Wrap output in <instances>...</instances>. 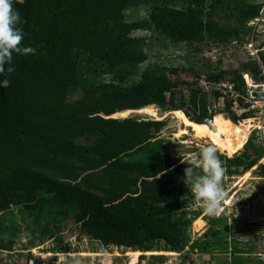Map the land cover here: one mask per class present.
Segmentation results:
<instances>
[{"label": "trees", "instance_id": "16d2710c", "mask_svg": "<svg viewBox=\"0 0 264 264\" xmlns=\"http://www.w3.org/2000/svg\"><path fill=\"white\" fill-rule=\"evenodd\" d=\"M142 4L149 5L147 17L128 20L125 11ZM14 7L23 19L22 44L35 53H14L10 84L0 88V250L12 251L16 236L2 214L18 207L47 223L42 236L60 238L71 224L104 247L147 252L162 244L164 250L181 252L190 241L193 220L188 202L194 194L184 183L189 159L166 149L160 136L166 120L111 116L129 111L156 115L151 108L156 106L172 111L198 137L219 133L216 122H225L230 129L226 136L239 142L227 154L243 147L232 157L219 155L233 173L258 164L264 143L252 132L243 144L246 133L224 116L216 118L214 129L192 122L194 116L207 117L210 107L214 116L220 113L213 100H224L231 116V93L247 108L242 71L216 66L202 76L192 66L159 63L141 69L148 59L146 38L133 31H155L174 45L220 47L238 40L240 31L220 24L215 15L228 11L245 25L259 16L262 4L15 0ZM244 71L253 72L248 73L252 81L264 79V52L244 63ZM73 91L81 95L72 100ZM254 111L247 110L240 119L251 118ZM257 173L264 177V160ZM153 258L162 262V256ZM244 263L250 261L240 255L229 262ZM26 264L40 263L28 254Z\"/></svg>", "mask_w": 264, "mask_h": 264}, {"label": "rangeland", "instance_id": "374dc122", "mask_svg": "<svg viewBox=\"0 0 264 264\" xmlns=\"http://www.w3.org/2000/svg\"><path fill=\"white\" fill-rule=\"evenodd\" d=\"M245 1L262 4L257 19L245 25L238 23L228 11H221L215 15L220 24L238 26L240 31L238 40L220 47H211L210 43L174 45L155 31L147 29L133 31L134 36L146 38L145 51L148 59L141 64V69L148 64L159 63L167 66H192L202 76L216 66L229 71L249 73L250 71H244V63L256 60L253 58L256 50L257 53L264 52V0ZM148 12L147 4L132 6L125 11L128 20L146 18ZM259 77H255L254 84L264 89V79ZM105 79L109 80L110 77L105 76ZM80 95L79 91H73L70 99H77ZM236 98H233L234 103L230 105L231 115L236 121L229 119L224 100L220 99L217 102L212 101L213 109L220 111L214 116L212 124L217 117L224 116L246 133L243 144L252 132L255 139L264 143V104L261 108L256 106L251 119H240L246 110L239 102H235ZM151 108L156 110V115L143 111H129L124 116L114 117L134 116L166 120L167 124L160 135L166 149L174 154L184 155L187 159L207 143L215 145L218 155L226 157H232L243 149L240 147L241 149H237L236 152L227 154L233 151L239 142L226 136L230 129L225 122H216L215 129H218L219 133L211 132L208 137H198L192 128L186 126L172 111H161L156 106ZM220 159L226 170L223 186L227 192L220 213L211 217L206 215L201 203L195 197H191L188 202V210L193 217L190 241L181 252L164 250L162 244L147 252L113 245L104 247L98 241L81 234L78 228L71 224L65 226L59 233L60 238L56 235L42 236L41 228L47 223L15 207L2 214L5 222L16 228L14 229L16 236L12 251L0 250V264H26L28 254L33 255L34 260L40 264H225L224 261L229 264L231 258L236 255L249 260L248 264H256L258 260L264 263V177L257 173V165L264 160V155L259 163L250 169L242 171L239 168V173L229 172L225 159ZM231 169L234 171L235 168ZM197 212L198 215L195 216L194 213ZM192 243H196V246L191 247ZM140 255H145V258L141 259ZM153 256H162V262Z\"/></svg>", "mask_w": 264, "mask_h": 264}, {"label": "clouds", "instance_id": "9594fccd", "mask_svg": "<svg viewBox=\"0 0 264 264\" xmlns=\"http://www.w3.org/2000/svg\"><path fill=\"white\" fill-rule=\"evenodd\" d=\"M14 3L15 0H0V77H3L0 88H7L10 84L7 76L15 70L12 63L14 53L24 56L35 53L34 48L22 44L23 19ZM189 161L184 169V183L191 188L206 215H219L227 192L223 186L226 170L217 147L211 143L203 144L199 151L191 154Z\"/></svg>", "mask_w": 264, "mask_h": 264}, {"label": "built area", "instance_id": "2783aa9c", "mask_svg": "<svg viewBox=\"0 0 264 264\" xmlns=\"http://www.w3.org/2000/svg\"><path fill=\"white\" fill-rule=\"evenodd\" d=\"M250 46L253 47V45H250ZM258 53H257V50L253 53V56H254L253 58H256V60L258 57ZM243 78L245 80V90H244V97L243 96L242 97L245 100L244 103H247L248 105L247 108H245V110L246 111L249 109L256 110L257 108L256 106H259L261 108V105L264 104V89L254 84V81L251 80L247 72L243 73ZM231 96L234 98V97H237L238 95L235 93H231ZM235 102L237 101L235 100ZM248 119H251V118H248Z\"/></svg>", "mask_w": 264, "mask_h": 264}, {"label": "water", "instance_id": "95a60500", "mask_svg": "<svg viewBox=\"0 0 264 264\" xmlns=\"http://www.w3.org/2000/svg\"><path fill=\"white\" fill-rule=\"evenodd\" d=\"M111 117H114V116L112 115ZM115 118H117V117H115ZM213 118H214V114H213V112H212V108L210 107V108H209V112H208V116H207V117H205V118H198L197 116H194V119H193L192 122H195V123H205V124H207L210 128H213V129H214V127H213V125H212V123H213ZM229 119H230L231 121H233V122L236 121V119H235L232 115L229 116Z\"/></svg>", "mask_w": 264, "mask_h": 264}, {"label": "bare ground", "instance_id": "6f19581e", "mask_svg": "<svg viewBox=\"0 0 264 264\" xmlns=\"http://www.w3.org/2000/svg\"><path fill=\"white\" fill-rule=\"evenodd\" d=\"M113 116H114V114H113ZM245 138H246V135H244L240 140H241V141H244Z\"/></svg>", "mask_w": 264, "mask_h": 264}]
</instances>
